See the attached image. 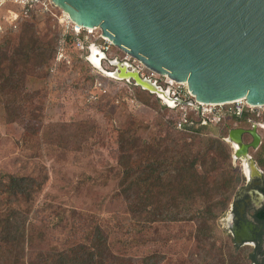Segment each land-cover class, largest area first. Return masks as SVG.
I'll return each mask as SVG.
<instances>
[{"label": "trees", "instance_id": "16d2710c", "mask_svg": "<svg viewBox=\"0 0 264 264\" xmlns=\"http://www.w3.org/2000/svg\"><path fill=\"white\" fill-rule=\"evenodd\" d=\"M36 15L18 21L14 30L23 29L16 44L6 39L0 47V91L7 95L9 117L22 124L26 146H36L30 145V140L37 138L40 145L81 151L96 133L94 118L57 122L54 129L45 127L34 110L22 112L23 102L28 100L23 92L27 75L32 71L36 75L37 69L51 61L56 66L58 56L68 46L88 64L93 90L98 77L74 47V36L60 30L55 43L46 40L39 35L35 22L27 21ZM124 86L131 89L130 97L155 108L158 115L144 124L131 114L117 128L120 174L113 196L124 201L130 215L126 239L118 251L110 229L85 211L70 209L59 221H42L36 202L50 176L47 166L33 161L22 171L0 172V264H254L256 260L247 248L223 242L220 225V218L245 180L225 139L232 125L227 121L233 118L220 122L223 128L217 135L190 112V121L179 129L176 108H169L139 86ZM109 97L108 93L99 99L114 103ZM151 128L156 133L142 134ZM66 219L71 220L67 223L69 235L82 233L81 240L66 246L52 244V232L64 228ZM123 226L116 231L123 233ZM174 242L180 243L175 248L176 257L164 252V246Z\"/></svg>", "mask_w": 264, "mask_h": 264}, {"label": "water", "instance_id": "95a60500", "mask_svg": "<svg viewBox=\"0 0 264 264\" xmlns=\"http://www.w3.org/2000/svg\"><path fill=\"white\" fill-rule=\"evenodd\" d=\"M51 1L74 23L100 28L147 68L187 83L197 101L245 98L254 106L264 104V0ZM86 60L113 80L155 94L169 108L194 103L173 97L169 85L141 76L132 61L112 57L96 43L89 45ZM256 128L229 129L225 139L235 163L248 156L244 133L260 139Z\"/></svg>", "mask_w": 264, "mask_h": 264}, {"label": "rangeland", "instance_id": "374dc122", "mask_svg": "<svg viewBox=\"0 0 264 264\" xmlns=\"http://www.w3.org/2000/svg\"><path fill=\"white\" fill-rule=\"evenodd\" d=\"M14 7L12 3H8L0 9V47L6 39L16 44L22 32L23 26L15 31L7 20L8 10ZM53 11L58 17L38 11L34 19L27 21L35 22L39 35L46 40L52 39L55 43L57 34L60 30L64 31V27L58 20L63 16L61 10L54 7ZM74 51L73 48L66 47L65 52L58 56L56 66L51 61L49 65L37 69L36 75L34 71L27 75L23 92L28 100H24L22 112L34 110L36 114H40L44 126L52 128L57 122L94 118L97 123L96 133L81 151L40 145L37 138L30 140V145L36 146H26L22 141V124L19 120H12V116L9 117L5 103L7 95L4 96L0 91V172L22 171L31 166L33 161L47 166L50 179L36 202L42 221H51L52 224L53 218L59 221V217L63 214L67 216L70 209L85 211L98 217L104 227L110 229L111 240L117 250L126 239L130 216L124 201L113 196L120 174L117 165V128L131 114L144 124H150L158 113L155 108L130 97L131 89L121 81H110L109 93L112 101L119 97L120 103H108L99 99L101 94L91 88L88 64L80 61L79 54ZM109 55L123 57L124 53L113 45ZM120 89L122 90L115 94ZM89 97L94 101H89ZM132 98L139 105L131 104L129 100ZM236 120H228L227 124L243 123L242 120ZM222 128L221 124L209 125V130L217 135L221 134ZM260 131L264 133V130ZM152 132L156 133V129L151 128L142 134L147 136ZM69 222L71 220H64L63 225L66 226L52 232V244L66 246L81 240L82 233L74 237L69 235ZM123 224V233H118L116 230ZM222 235L225 239L223 242H232L224 232ZM155 246L156 244L153 248ZM179 246V242L171 243V246H164V252L168 251L167 255L176 257L175 248Z\"/></svg>", "mask_w": 264, "mask_h": 264}, {"label": "built area", "instance_id": "2783aa9c", "mask_svg": "<svg viewBox=\"0 0 264 264\" xmlns=\"http://www.w3.org/2000/svg\"><path fill=\"white\" fill-rule=\"evenodd\" d=\"M8 3H12L15 6L13 9L8 10L7 15V20L13 28L17 27L18 21L22 17H29L31 14L38 11L43 14L51 13L58 17L56 12L53 11V8L57 6H55L51 0H0V9ZM61 12L63 13V16L62 18H58V20L64 27V32L66 34L70 33L74 36V47L84 56L85 59L87 58L88 47L92 43L98 44L103 51L108 54L110 53L113 44L102 34L100 28H87L78 25L71 21L69 16H67L62 10ZM1 28L2 25L0 24V29ZM122 58L132 61L139 69L141 76L153 80L157 79L159 84L163 86L169 85L173 97L183 98L184 100H193L194 103L192 105H180L176 108V111L178 112L177 128H183L190 121L189 113L194 112L204 124L216 125L220 124V122L226 118L234 117L245 119L264 130V104L254 106L249 104L245 98L227 103H206L197 101L188 89L187 83L177 82L165 74L153 71L147 68L141 61L127 53H124ZM92 69L98 75L95 81L96 93L101 95L110 93L111 78L105 76L93 66ZM114 101L116 103L121 102L119 97H115ZM129 101L133 105H139V103L133 98ZM234 165L237 166V163L234 162Z\"/></svg>", "mask_w": 264, "mask_h": 264}, {"label": "flooded vegetation", "instance_id": "af4514ba", "mask_svg": "<svg viewBox=\"0 0 264 264\" xmlns=\"http://www.w3.org/2000/svg\"><path fill=\"white\" fill-rule=\"evenodd\" d=\"M230 118L234 121L241 120ZM253 126V123L233 122L229 129L252 130ZM260 130L257 126L259 140H255L249 132L243 134V142L248 145V156L246 160H238L237 167L245 176V180L220 218L223 232L238 247L249 250L256 260L254 264H264V133ZM255 143L257 145H254Z\"/></svg>", "mask_w": 264, "mask_h": 264}, {"label": "bare ground", "instance_id": "6f19581e", "mask_svg": "<svg viewBox=\"0 0 264 264\" xmlns=\"http://www.w3.org/2000/svg\"><path fill=\"white\" fill-rule=\"evenodd\" d=\"M63 11V10H62ZM64 12V11H63ZM65 13V12H64Z\"/></svg>", "mask_w": 264, "mask_h": 264}, {"label": "crops", "instance_id": "0c3cea01", "mask_svg": "<svg viewBox=\"0 0 264 264\" xmlns=\"http://www.w3.org/2000/svg\"><path fill=\"white\" fill-rule=\"evenodd\" d=\"M116 56V55H115Z\"/></svg>", "mask_w": 264, "mask_h": 264}]
</instances>
